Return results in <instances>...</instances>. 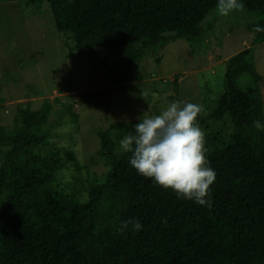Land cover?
Masks as SVG:
<instances>
[{"label": "trees", "instance_id": "1", "mask_svg": "<svg viewBox=\"0 0 264 264\" xmlns=\"http://www.w3.org/2000/svg\"><path fill=\"white\" fill-rule=\"evenodd\" d=\"M18 1L48 4L56 17L79 9L78 22L58 25L68 56L96 57L118 88L143 80L135 68L147 50L185 38L193 53L206 55L217 36L218 0ZM240 2L256 13L245 24L251 46L221 62V92L211 103L202 96L196 121L213 169L222 171L228 146L237 157V172L210 186L212 207L178 197L130 165L132 154L120 149L113 131L122 139L134 120L99 131L107 168L101 175L66 178L68 163L83 165L73 145L48 146L53 105L23 103L11 125L0 121V264H264V130L253 123L264 125L263 76L253 50L264 42V31L254 30L264 28V0ZM103 52L121 60L105 64ZM75 102L62 100L61 110L77 124ZM129 218L143 227L118 231Z\"/></svg>", "mask_w": 264, "mask_h": 264}, {"label": "rangeland", "instance_id": "2", "mask_svg": "<svg viewBox=\"0 0 264 264\" xmlns=\"http://www.w3.org/2000/svg\"><path fill=\"white\" fill-rule=\"evenodd\" d=\"M215 15H218L217 36L206 55L193 53L185 38L169 39L163 48L147 50L139 68H135L145 73L143 80L124 82L118 88L108 83V66L96 57L68 56L58 25L78 22L79 9L62 10L56 17L48 4L0 0V121L11 125L20 105L29 102L30 108L38 109L48 100L54 107L50 114L52 138L48 146L73 145L75 155L84 166L77 169L68 163L66 178L74 175L89 179L95 174L101 175L107 168L101 158L99 131L112 123L129 120L139 123L140 119L162 113L175 101L202 106V96L207 97L206 103L217 99L224 71L220 64L251 46L252 34L245 24L255 20L256 13L234 11L222 16L216 10ZM253 50L257 69L263 76L264 97V42L256 44ZM101 55L106 57L105 64L121 60L117 52ZM62 100L76 101L80 112L77 124L62 112ZM113 138L116 142L121 140L117 129L113 131ZM37 151L44 152V149L38 146ZM222 160V171L214 169L216 183L238 170L233 147L228 146Z\"/></svg>", "mask_w": 264, "mask_h": 264}, {"label": "clouds", "instance_id": "3", "mask_svg": "<svg viewBox=\"0 0 264 264\" xmlns=\"http://www.w3.org/2000/svg\"><path fill=\"white\" fill-rule=\"evenodd\" d=\"M240 0H218L217 12L228 16L243 11ZM256 32L264 28L256 26ZM201 106L175 101L162 113L140 119L119 141L123 152H130V165L139 174L173 189L178 197L192 200L201 206L212 207L210 186L216 172L205 155V133L197 124ZM258 130H264L259 121L253 122ZM129 225L139 231L143 226L137 219L129 218L120 223L118 231L124 232Z\"/></svg>", "mask_w": 264, "mask_h": 264}, {"label": "water", "instance_id": "4", "mask_svg": "<svg viewBox=\"0 0 264 264\" xmlns=\"http://www.w3.org/2000/svg\"><path fill=\"white\" fill-rule=\"evenodd\" d=\"M210 17V15H208L205 19H204V21L203 22H205L206 20H208V18ZM168 34H175V32L173 31V32H167Z\"/></svg>", "mask_w": 264, "mask_h": 264}]
</instances>
